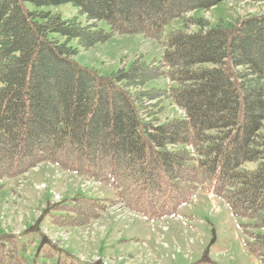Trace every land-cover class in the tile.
Here are the masks:
<instances>
[{
	"label": "trees",
	"instance_id": "obj_1",
	"mask_svg": "<svg viewBox=\"0 0 264 264\" xmlns=\"http://www.w3.org/2000/svg\"><path fill=\"white\" fill-rule=\"evenodd\" d=\"M224 1L264 3L0 0V180L49 163L113 189L147 221L174 216L208 185L233 217L253 222L245 249L264 264V14L230 33L186 16ZM63 4L85 22L42 9ZM175 19L182 28L163 37ZM115 34L156 41L161 61L137 57L106 78L74 61L71 41L87 50ZM159 78L175 86L145 89ZM163 100L184 116L159 121ZM57 209L53 225L84 227L106 206L77 197ZM0 264H29L13 236L0 235Z\"/></svg>",
	"mask_w": 264,
	"mask_h": 264
},
{
	"label": "rangeland",
	"instance_id": "obj_2",
	"mask_svg": "<svg viewBox=\"0 0 264 264\" xmlns=\"http://www.w3.org/2000/svg\"><path fill=\"white\" fill-rule=\"evenodd\" d=\"M25 8L31 6L25 4ZM42 9L58 13L63 19L77 17L81 23L85 22L84 16L70 4ZM262 14L263 2L224 1L207 11L198 10L186 16L203 17L211 27L221 23L230 33L239 20ZM98 28L108 30L103 21ZM178 28H182V21L175 19L164 28L163 37ZM70 45L78 51L74 61L102 78L128 68L137 57L146 64L157 65L163 54L160 44L139 34H115L87 50L80 49L76 41ZM170 86L175 85L159 78L148 82L145 89ZM161 105L159 121L183 117V112L171 101L163 100ZM253 165L247 163L246 167ZM93 182L60 173L49 163H42L23 176L1 179L0 235L19 234L17 250L29 264H262L245 249L243 231L247 228L251 232L253 222L233 217L222 200L207 196L205 187L175 216L150 224L139 216H130L127 221V211L114 200L115 191L104 185L94 188L90 184ZM79 196L103 199L110 208L86 227H53L51 215L60 214L55 206L69 204ZM44 240L50 243L47 247Z\"/></svg>",
	"mask_w": 264,
	"mask_h": 264
},
{
	"label": "crops",
	"instance_id": "obj_3",
	"mask_svg": "<svg viewBox=\"0 0 264 264\" xmlns=\"http://www.w3.org/2000/svg\"><path fill=\"white\" fill-rule=\"evenodd\" d=\"M151 257V256H150ZM147 264H149V262H147Z\"/></svg>",
	"mask_w": 264,
	"mask_h": 264
}]
</instances>
